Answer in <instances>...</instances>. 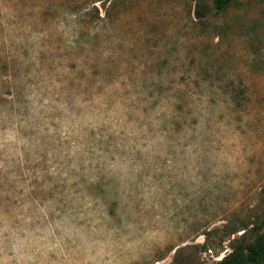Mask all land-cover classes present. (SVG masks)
Masks as SVG:
<instances>
[{
    "label": "rangeland",
    "instance_id": "rangeland-1",
    "mask_svg": "<svg viewBox=\"0 0 264 264\" xmlns=\"http://www.w3.org/2000/svg\"><path fill=\"white\" fill-rule=\"evenodd\" d=\"M263 187L264 0H0V264H212Z\"/></svg>",
    "mask_w": 264,
    "mask_h": 264
},
{
    "label": "trees",
    "instance_id": "trees-1",
    "mask_svg": "<svg viewBox=\"0 0 264 264\" xmlns=\"http://www.w3.org/2000/svg\"><path fill=\"white\" fill-rule=\"evenodd\" d=\"M233 0H214V13H225ZM264 206V187L262 189ZM253 225V226H251ZM240 230L243 233L231 239ZM231 251L222 259L212 264H263L264 263V217L261 221H253L242 226L232 227L229 232Z\"/></svg>",
    "mask_w": 264,
    "mask_h": 264
}]
</instances>
